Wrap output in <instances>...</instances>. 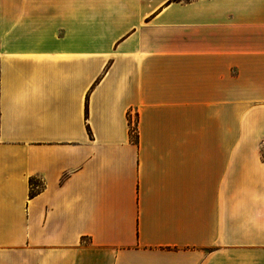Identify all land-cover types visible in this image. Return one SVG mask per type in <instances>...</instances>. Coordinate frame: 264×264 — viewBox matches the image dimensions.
I'll return each instance as SVG.
<instances>
[{
  "label": "crops",
  "instance_id": "1",
  "mask_svg": "<svg viewBox=\"0 0 264 264\" xmlns=\"http://www.w3.org/2000/svg\"><path fill=\"white\" fill-rule=\"evenodd\" d=\"M0 264H264V0H0Z\"/></svg>",
  "mask_w": 264,
  "mask_h": 264
},
{
  "label": "built area",
  "instance_id": "2",
  "mask_svg": "<svg viewBox=\"0 0 264 264\" xmlns=\"http://www.w3.org/2000/svg\"><path fill=\"white\" fill-rule=\"evenodd\" d=\"M130 125L133 128L135 124H134V122H132V123L130 122Z\"/></svg>",
  "mask_w": 264,
  "mask_h": 264
},
{
  "label": "trees",
  "instance_id": "3",
  "mask_svg": "<svg viewBox=\"0 0 264 264\" xmlns=\"http://www.w3.org/2000/svg\"><path fill=\"white\" fill-rule=\"evenodd\" d=\"M174 1H178V0H174Z\"/></svg>",
  "mask_w": 264,
  "mask_h": 264
}]
</instances>
